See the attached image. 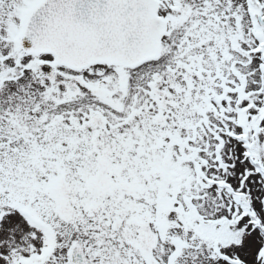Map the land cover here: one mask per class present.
<instances>
[{
    "label": "snow or ice",
    "instance_id": "obj_1",
    "mask_svg": "<svg viewBox=\"0 0 264 264\" xmlns=\"http://www.w3.org/2000/svg\"><path fill=\"white\" fill-rule=\"evenodd\" d=\"M0 264H264V0H0Z\"/></svg>",
    "mask_w": 264,
    "mask_h": 264
}]
</instances>
